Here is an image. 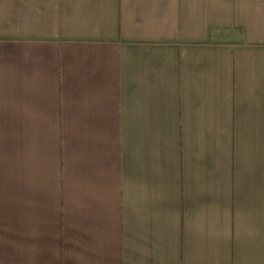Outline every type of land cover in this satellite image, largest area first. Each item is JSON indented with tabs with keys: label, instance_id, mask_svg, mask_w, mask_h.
<instances>
[{
	"label": "crops",
	"instance_id": "0c3cea01",
	"mask_svg": "<svg viewBox=\"0 0 264 264\" xmlns=\"http://www.w3.org/2000/svg\"><path fill=\"white\" fill-rule=\"evenodd\" d=\"M0 264H264V0H0Z\"/></svg>",
	"mask_w": 264,
	"mask_h": 264
}]
</instances>
